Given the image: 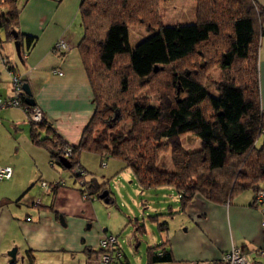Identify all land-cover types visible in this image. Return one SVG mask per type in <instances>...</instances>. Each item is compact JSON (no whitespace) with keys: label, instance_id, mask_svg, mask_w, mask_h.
<instances>
[{"label":"trees","instance_id":"trees-1","mask_svg":"<svg viewBox=\"0 0 264 264\" xmlns=\"http://www.w3.org/2000/svg\"><path fill=\"white\" fill-rule=\"evenodd\" d=\"M161 1L80 0L83 34L77 47L92 88L93 114L76 145L64 142L45 116L38 123L28 120L31 142L46 148L61 166L60 158H66L70 168L62 167L70 171L82 168L83 151L98 154L101 162L119 159L141 189L173 188L180 211L196 195L229 204L247 190L254 191L250 205L258 207L255 193L264 183L258 74L264 7L256 0H196L194 23L162 25ZM19 11L17 0H0V45L24 38L28 50L37 37L19 31ZM132 25L152 32L133 49ZM6 64L14 71L8 58ZM213 68L219 70L217 79ZM26 98L23 92L21 106L31 105ZM188 134L199 139L198 148L184 147ZM167 151L173 170L159 165ZM84 172L76 182L86 180L89 172ZM85 183L86 188H79L87 192L86 200L107 190L112 202L106 181ZM174 213L168 209L150 219L158 223L159 217ZM158 227L164 231L167 223ZM122 255L123 264H129ZM172 262L167 239L149 248L146 264Z\"/></svg>","mask_w":264,"mask_h":264},{"label":"crops","instance_id":"crops-1","mask_svg":"<svg viewBox=\"0 0 264 264\" xmlns=\"http://www.w3.org/2000/svg\"><path fill=\"white\" fill-rule=\"evenodd\" d=\"M65 1L17 0L19 31L37 39L27 50L21 38L18 53L16 45L11 44L13 40L3 42L0 60L2 56L8 58L14 65L13 72L28 84L31 97L54 130L64 142L76 145L93 114L94 102L77 47L82 23L81 29L73 25V13L64 7ZM256 1L264 7V0ZM61 37L71 45L63 55L53 49ZM0 38H4L2 31ZM5 69L0 63L2 97L12 89L11 76ZM258 74L264 111V35L258 50ZM30 127L22 108L0 111V166L13 168L10 179H0V264H9L8 251L13 247L25 263L98 264L100 236L110 230L118 235L109 220L99 217V209H105L106 202L95 195L84 199L72 171L52 161L46 148L31 142ZM95 161L101 165L98 154L81 152V167L89 172L86 180L104 183L92 172ZM123 165L121 162L115 171ZM41 182L58 186L45 191ZM253 196L254 191L240 194L224 204L196 195L184 211H180L179 202L170 206L169 211L175 213L163 220L167 228L161 239H167L174 258L168 264L217 261L232 246L252 255V264H264V212L250 205ZM116 214L126 219L122 213ZM119 246L128 261L120 242Z\"/></svg>","mask_w":264,"mask_h":264},{"label":"rangeland","instance_id":"rangeland-1","mask_svg":"<svg viewBox=\"0 0 264 264\" xmlns=\"http://www.w3.org/2000/svg\"><path fill=\"white\" fill-rule=\"evenodd\" d=\"M79 1L66 0L64 7L71 9V13H73L71 21L74 23L73 25L81 29V19L78 15ZM159 14L162 25L194 23L196 21V0H163L159 4ZM151 34L152 32L145 26H130V47L135 48L140 41ZM11 44L16 45L18 53L19 40H13ZM0 63L3 65L1 60ZM5 72L7 73L6 69ZM211 74L214 79H217L220 74L218 68H213ZM123 123V121L120 122V124ZM183 143L184 147L190 150L196 149L200 145L199 139L190 134L183 137ZM87 162L89 165V160ZM107 163L108 167H102L99 161H95L91 168L95 175L107 182V188L113 199L112 203H103L106 208L99 209V217L105 221L109 220V225L116 228L115 233L118 234L119 242L129 264H146L149 248L159 243L166 235L164 231L159 230L158 223H162L168 217H159L157 223L150 219V216L166 213L170 206L178 205L177 194L170 186L141 189L129 168H124L123 165L115 171L121 163L119 159L110 157L107 159ZM159 165L168 170L174 169L169 151L160 156ZM260 186L264 188V183ZM252 192V190H247L242 195L246 196ZM116 211L125 215L126 219H121ZM142 224L145 226L144 231L136 229ZM109 229L111 228L109 227ZM20 258L17 256L18 261Z\"/></svg>","mask_w":264,"mask_h":264},{"label":"built area","instance_id":"built-area-1","mask_svg":"<svg viewBox=\"0 0 264 264\" xmlns=\"http://www.w3.org/2000/svg\"><path fill=\"white\" fill-rule=\"evenodd\" d=\"M262 32H264V23L262 25ZM263 35V34H262ZM261 35V36H262ZM260 36V38H261ZM70 43L64 38H59L54 44V51L58 53H65L70 49ZM2 63L6 67L8 73L11 76L12 89L11 93L8 96L2 97L0 95V111L7 107H18L22 108L27 115V119L31 122L38 123L42 121L44 118V113L37 105H26L21 106L20 104V96L24 92L23 83L21 77L16 75L13 71L8 69V65L6 64L7 58L2 57ZM56 73L62 74V71L55 70ZM70 149L67 148L65 151V157L70 156ZM106 161H102L101 165L106 166ZM13 174V168L10 165H2L0 166V179H10ZM72 174L76 178L77 175L84 176L85 172L79 166H76L72 169ZM77 179V178H76ZM86 180L79 179L77 181L80 188H86L87 184ZM56 185V184H51ZM50 184L46 182H41V186L45 191L50 190ZM83 198L86 199L87 192L82 194ZM255 201L259 205V209L264 212V188H259L255 193ZM264 225V220L262 221ZM99 251L96 255V260L98 264H123V255L119 246L118 235L112 232L103 233L98 241ZM264 254V251L261 252V255ZM198 264V263H197ZM200 264H252L251 256L244 252L238 246H232L230 250L224 252L220 259L217 261L204 262Z\"/></svg>","mask_w":264,"mask_h":264},{"label":"water","instance_id":"water-1","mask_svg":"<svg viewBox=\"0 0 264 264\" xmlns=\"http://www.w3.org/2000/svg\"><path fill=\"white\" fill-rule=\"evenodd\" d=\"M12 34L14 35V37H17V33L12 30ZM23 90L25 92V94L27 95L26 101L28 104H35L34 99L31 97V92L29 89L28 84L25 82L22 85ZM60 162L62 164V166H64L65 168H70V163L68 162V160H66V158H60ZM108 191L104 190L100 195L99 198L104 200V202L108 203L109 199H108ZM8 256H9V264H30V263H25L23 261V258H20V260H17V248L13 247L11 250L8 251Z\"/></svg>","mask_w":264,"mask_h":264}]
</instances>
